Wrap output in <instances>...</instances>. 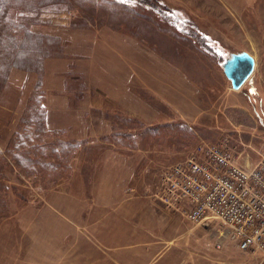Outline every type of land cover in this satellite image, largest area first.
I'll return each mask as SVG.
<instances>
[{
	"label": "rangeland",
	"instance_id": "obj_1",
	"mask_svg": "<svg viewBox=\"0 0 264 264\" xmlns=\"http://www.w3.org/2000/svg\"><path fill=\"white\" fill-rule=\"evenodd\" d=\"M238 51L256 66L233 90L222 63ZM37 87L45 113L49 94L68 101L66 118L84 101L83 122L96 136L74 139L46 125L37 142L43 150L29 148L33 141L20 147L35 151L26 166L8 147L30 129ZM112 89L120 100L99 91ZM69 141L78 144L60 147ZM201 142H226L244 165L264 160V0H4L0 264L41 263L26 250L16 259L6 244L25 232L32 208L38 245L54 250L50 264L59 254L67 264L255 261L258 254L223 236L214 245L224 231L218 221L191 222L157 197L165 168Z\"/></svg>",
	"mask_w": 264,
	"mask_h": 264
},
{
	"label": "built area",
	"instance_id": "obj_2",
	"mask_svg": "<svg viewBox=\"0 0 264 264\" xmlns=\"http://www.w3.org/2000/svg\"><path fill=\"white\" fill-rule=\"evenodd\" d=\"M157 197L168 208H182L191 222L218 221L224 231L217 248L225 237L258 254L249 264H264V160L244 165L226 142H201L165 168Z\"/></svg>",
	"mask_w": 264,
	"mask_h": 264
},
{
	"label": "crops",
	"instance_id": "obj_3",
	"mask_svg": "<svg viewBox=\"0 0 264 264\" xmlns=\"http://www.w3.org/2000/svg\"><path fill=\"white\" fill-rule=\"evenodd\" d=\"M116 89H119L117 90L116 92L119 94L121 89L119 87H115V90ZM125 89V87H124ZM100 92L102 93H106L108 92L109 94H112V97H116L117 94L114 92V93H111L113 92L114 90H109V91H106V90H99ZM130 86L126 89V93H125V90L123 91V97L124 98H131L129 95L130 93ZM129 94L128 97H125V94ZM48 94V93H47ZM55 95H47L46 96V101H45V106H46V115H45V123L47 125L48 128L50 129H64L66 131V133L69 134V137L70 138H74V139H86L88 137H95L96 134H92L93 132H89L87 129V124H85L83 122V108L85 107L84 106V101H80L78 103H80L81 105H83L82 107L76 105L75 106V111H73L72 109L68 112V115L72 116V117H65L67 115H65L66 111H68V101L65 102H61L60 103H55V101L53 100H47V98H54ZM121 96V98H123ZM58 97V96H57ZM59 97L60 98H63L62 95L60 96L59 94ZM118 97V96H117ZM116 97V99H117ZM65 98H67L65 96ZM123 98V99H124ZM118 99L120 100V98L118 97ZM86 105V104H85ZM94 105H98V103H95ZM92 129V128H91ZM108 167V166H107ZM10 169V168H9ZM109 169V167H108ZM7 170V169H6ZM5 171V170H4ZM11 171V170H10ZM9 172V171H7ZM5 182H9L8 179L5 180ZM113 189V187H112ZM107 192V190H106ZM97 200H99V198H97ZM115 200L111 199V200H108L107 199V203H111L112 205L115 204L114 203ZM104 202V201H103ZM105 202V203H106ZM9 205L10 206H13L14 204L12 203V201L10 200L9 204H8V209H9ZM14 210L16 208H13ZM48 211V210H46ZM45 212V210H44ZM43 212V213H44ZM46 213V217L48 218L50 216L51 213ZM16 215V213L14 214ZM45 215V214H44ZM53 216V215H52ZM45 216H42V220H45L44 219ZM54 217V216H53ZM39 217H36L35 215V208H32L31 212L28 213V218H27V228L25 229V232H21L22 235H17V232H14L15 234H13V237L11 235V240H7V245L9 243V245L12 246V248L14 247V250L16 252V259L17 257L19 258V255L22 254V252H24L26 250V254H27V258H30V259H33V257L35 258V256L39 257L40 258V261L41 263L40 264H44L43 262L46 261V259L44 258H47L46 256H48L47 254L51 253V252H54V250L52 251L48 246H50L49 244H46L44 243V245H38L40 242H39V239H37L38 237L36 236V233H35V221L36 219L37 220H40ZM41 226V225H40ZM44 231V230H43ZM11 234V233H10ZM65 234V233H64ZM64 234H62L61 236H63ZM66 235V234H65ZM54 243L56 242L57 243V247L59 246L60 247V250L62 249V242L61 240H59V236L57 239H53ZM64 241V240H63ZM80 249V248H78ZM108 249H111V248H108ZM65 250V249H64ZM49 251V252H48ZM101 252H105V250H102L100 249ZM41 254V255H40ZM44 259V261L42 262V260ZM50 259L47 258V263L46 264H50L49 261ZM54 261H58L59 263L58 264H67V259L65 257H61V254L57 255L55 258H54Z\"/></svg>",
	"mask_w": 264,
	"mask_h": 264
},
{
	"label": "trees",
	"instance_id": "obj_4",
	"mask_svg": "<svg viewBox=\"0 0 264 264\" xmlns=\"http://www.w3.org/2000/svg\"><path fill=\"white\" fill-rule=\"evenodd\" d=\"M135 1L142 3L143 0H135ZM3 4H4V0H0V9H1ZM36 49L38 50L39 47H36ZM41 53H44V52L41 51ZM37 90L38 91H36V93L34 95H32V97H30V99H29L30 108H29V113L27 115L28 117L26 120V124L30 125L29 131L25 132V134H23V135L22 134H18V135L15 134L12 137V139L10 140L11 141L10 143H12V147L11 146L8 147L9 155L12 156L13 160L15 162H18V163L21 162L22 164L26 163V166L34 165V162H32L30 159V156L33 155V153H30L31 150H33L34 148L35 149L40 148L42 150L44 149V147L42 146L43 143L37 144L38 140L41 137L40 131L43 130L46 126V123H45V107L41 104V101H40L41 90L38 87H37ZM33 125H35L34 127H37V128L32 129ZM27 141H29V142L33 141L32 145H30L31 147H29V148H33V149H31L29 151L21 150L20 147L24 146V144ZM77 144H78L77 141H74V142L69 141V142H60L59 143L60 147H62V148L63 147H70V146L75 147ZM0 155H2V154L0 153Z\"/></svg>",
	"mask_w": 264,
	"mask_h": 264
},
{
	"label": "water",
	"instance_id": "obj_5",
	"mask_svg": "<svg viewBox=\"0 0 264 264\" xmlns=\"http://www.w3.org/2000/svg\"><path fill=\"white\" fill-rule=\"evenodd\" d=\"M254 58L246 51L232 52L223 61L222 70L233 90L239 89L254 70Z\"/></svg>",
	"mask_w": 264,
	"mask_h": 264
},
{
	"label": "bare ground",
	"instance_id": "obj_6",
	"mask_svg": "<svg viewBox=\"0 0 264 264\" xmlns=\"http://www.w3.org/2000/svg\"><path fill=\"white\" fill-rule=\"evenodd\" d=\"M252 56V55H251ZM253 57V56H252ZM254 58V57H253ZM254 62H255V58H254ZM255 66H256V62H255V65H254V68H255ZM254 71V70H253Z\"/></svg>",
	"mask_w": 264,
	"mask_h": 264
},
{
	"label": "snow or ice",
	"instance_id": "obj_7",
	"mask_svg": "<svg viewBox=\"0 0 264 264\" xmlns=\"http://www.w3.org/2000/svg\"><path fill=\"white\" fill-rule=\"evenodd\" d=\"M132 2H135V0H132Z\"/></svg>",
	"mask_w": 264,
	"mask_h": 264
}]
</instances>
